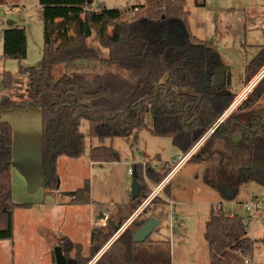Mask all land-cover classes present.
<instances>
[{
  "label": "trees",
  "instance_id": "1",
  "mask_svg": "<svg viewBox=\"0 0 264 264\" xmlns=\"http://www.w3.org/2000/svg\"><path fill=\"white\" fill-rule=\"evenodd\" d=\"M23 1L0 0V6L16 7ZM90 2L37 0L42 22L39 67L21 64L26 57V34L22 26L14 25L1 31V58L18 61V72L27 77V90L22 99L0 98V240L13 238L14 208L31 205L12 200V127L1 119L3 109L31 106L40 110L41 186L51 195L58 189V157L78 158L85 150V135L80 130L82 119L88 122V135L101 142L89 149L92 163L119 160L118 151L104 145L103 140L113 137L130 140L135 132L146 127L144 115L147 112L153 117L152 127L147 130L154 136L169 138L172 146L183 154L236 98L231 91L228 68L220 83L209 84L214 78L211 69L216 65V47L190 31L185 0H144L138 5L115 8L100 4L94 9H89ZM100 48L107 49V56L102 55ZM80 60L116 63L134 74L137 83L111 70L90 76L83 73L54 76L55 66ZM263 67L264 44L244 66L242 83L247 85ZM0 76L5 86L10 87L12 74L4 70ZM263 95L264 75L187 160L196 164L207 160L213 152L210 148L217 141H230L236 132H241L237 145L249 152L250 165L239 168L235 176H229L222 167L218 171L229 183L225 185L230 193L228 199L233 198L240 185L256 182L264 186V114L255 112ZM166 166L159 173L146 164L145 175L158 183L168 172ZM134 167L141 190L138 197L129 198L128 215L149 191L141 181V164ZM60 193L69 204L92 201L88 179H84L81 186ZM159 200L155 196L149 203ZM140 215L93 264H171L167 241L153 240L151 234L142 242L134 241V231L146 219ZM115 232L111 224L93 227L87 254L79 242L65 235L60 237L58 245L67 264H86ZM203 237L209 264H249L253 240L241 215H230L212 206L204 223Z\"/></svg>",
  "mask_w": 264,
  "mask_h": 264
},
{
  "label": "rangeland",
  "instance_id": "2",
  "mask_svg": "<svg viewBox=\"0 0 264 264\" xmlns=\"http://www.w3.org/2000/svg\"><path fill=\"white\" fill-rule=\"evenodd\" d=\"M143 1L91 0L88 7L94 9L101 4L106 8H115L128 4L138 5ZM22 3L16 7H9L10 12H7L6 7L0 6V28L7 27L9 20L23 24L26 34V57L21 64L26 67H39L42 50L41 13L37 8V0H25ZM185 9L188 11V22L192 34L213 43L216 47V65L211 71L223 65L231 73V91L236 94L231 105L234 108L264 75L263 67L247 85L242 83L244 66L258 51L257 45L264 43V0H185ZM91 44L99 47L95 43L91 42ZM100 50L103 56H107L106 48H100ZM1 55L2 40L0 39V74L4 70L10 72L14 86L13 89L8 90L0 76V98L6 96L22 99L20 97H22L23 88L24 91L27 89V77L18 72L19 63L16 59H3ZM107 70L115 71L129 78L133 83H137L134 74L116 63L108 64L100 60L63 63L54 67L53 74L55 77L62 73H83L90 76ZM220 82L221 80L214 74L213 82L209 84L214 86ZM258 104L255 112L264 114V95L259 99ZM144 124L146 127L134 133L130 140L121 137L105 138L103 144L111 145L116 149L119 160L91 166L88 157L89 149L101 142L88 135V122L82 119L80 130L85 135L83 154L78 158L63 156L57 160V193L60 200L65 198L60 192L73 190L81 186L84 179H88L90 196L93 200V216L97 225H100V217L103 213H106L103 219L107 226L115 224L121 216L123 219L128 213L131 170L135 164H141L139 170L141 181L145 183L149 191L136 209L141 207L143 202L149 203L153 188L161 180L154 183L148 179L144 166L149 164L154 170L162 173V165L167 163L170 169L174 168L177 157L181 154L172 146L169 138L154 136L147 130L153 124L150 112L144 115ZM210 149H213V152L207 160L199 164L184 163L171 175L156 194L161 200L144 205V207L148 206L141 214L143 217L154 215L159 219L151 233V238L167 241L172 246V253L174 252L175 255L174 264H207L208 248L203 237L204 223L211 207L219 205L225 213H237L244 218L248 235L253 240L252 253L248 256V262L264 264V186L256 182L240 185L235 189V194L230 200L227 197L229 190L223 186L229 183L226 177L220 176L218 172L222 167L229 176H235L239 168L250 165L249 152L231 141H217ZM170 169L167 170L170 171ZM11 171L15 174L11 178L12 200L20 197L22 198L20 201L23 202H29L28 198L37 200L38 198L33 196L26 199L23 192L17 191L16 173ZM44 196L53 198V194H44ZM244 202H250L253 205L252 213L243 205ZM38 205H35L31 211L21 207L14 208L13 247L10 240H6L8 241L6 249L0 244V264H9L6 262L9 261L7 258H12L11 250H13V264H51L53 249L58 245L61 235H67L71 240L79 242L83 251L87 253L89 220L82 221L80 217L85 219L89 211L86 212L84 209L78 217L72 216V211L66 209L63 210V220H58L49 214L50 210H47L48 204L45 201ZM131 217L127 220L128 223ZM122 231L123 229L111 236L104 250ZM2 257H6L4 262ZM95 261L96 259L93 263Z\"/></svg>",
  "mask_w": 264,
  "mask_h": 264
},
{
  "label": "crops",
  "instance_id": "3",
  "mask_svg": "<svg viewBox=\"0 0 264 264\" xmlns=\"http://www.w3.org/2000/svg\"><path fill=\"white\" fill-rule=\"evenodd\" d=\"M37 8L40 12V7L38 6V4H37ZM8 24L9 25L7 27L0 28V39L1 40H2L1 31L4 28H8V27L14 26V25L15 26L16 25L22 26L24 28L23 24H17L16 21H14V20H9ZM263 44L264 43L259 44V45H257V47H259L260 45H263ZM13 87L14 86H13V82H12L11 86L8 87L7 89L8 90L13 89ZM26 90L27 89H25V91H24V88H23V92L21 95L22 97H20V98L25 97ZM12 94H13V92H12ZM1 119L10 123V125L12 127L11 170L15 171V173H16L15 177L17 178L16 182L18 184L17 191L23 192L24 198H26V199H27V197H30V196L38 198L37 200L28 198L27 200H30V201L29 202L26 201V202L30 203L31 205L29 206V208H24V209H28V211H31L34 209L33 207L35 205L42 204L45 201L46 204H48L47 210H50L49 214H51V216H53V218H56L58 220H61V219L63 220V217H62L63 210L65 211L66 209H70L72 211V216L80 217V214L83 212L84 209H86V212L89 211L88 217L86 216L85 219H83L81 216L80 218L82 219V221L83 220H85V221L89 220L88 229H90V231L93 227H99L102 225H106V223L103 219L104 216L106 217V213H103L101 215L100 225H97V222L93 216V200L91 201V203H88V204H69V203H67L66 197L62 201L60 200V196H58L59 193H57V191L53 194L52 199L46 198L44 196V194L45 195H47V194L45 192V189L41 186V165H40V160H41V139H40V136H41V134H40L41 133V116H40V110L38 108L31 107V106H27V107H23V108L3 109L1 111ZM59 157H63V156H59ZM64 157H66V156H64ZM90 163H91V166H94V164H99V163H92L91 161H90ZM100 164H102V163H100ZM163 166H166L168 170L170 169L169 164H167V163H164L162 165V169H163ZM159 173H161V172H159ZM13 174L14 173L11 171V178L13 177ZM130 178H131V175H130ZM222 184H224V183H222ZM225 185H223V186H225ZM38 191H40V192H38ZM64 191H68V190H64ZM12 197H13V191H12ZM129 198H130V196H129ZM20 200H22L21 197L17 200L15 199L13 201L23 202ZM147 206L144 207L142 209V211L145 210L147 208ZM217 206L219 207V205H217ZM38 207H39V205H38ZM14 210H13V222H14ZM136 210L137 209H135L134 211H136ZM142 211H141V214H142ZM130 214L131 213H129V215H128V213H127L125 215V217H123V219L121 216L120 220H118L117 223L111 225L115 229L116 232L118 230L124 229L125 226H127V224H129L127 220L129 219V217L132 216V214L131 215ZM232 214H234V213H230V215H232ZM120 215H122V214H120ZM139 215H137V216H139ZM140 216H142V215H140ZM147 217H149V216H146L145 218H147ZM81 219L79 221L82 223ZM107 219H108V217H107ZM13 227H14V225H13ZM65 236H67V235H65ZM89 239H90V232H89ZM10 241H11V247H13L12 240H10ZM7 243H8V241H6V240H0V244H1L2 248L6 249V247L8 245ZM11 252H12V258H7L9 261L6 262L9 264H13V250H11ZM83 252L85 254H87L85 251H83ZM170 254H171V264H174V256L175 255H174V252L172 253V246H170ZM5 258L2 257L3 262H4ZM92 262H90L89 264H91ZM51 264H52V255H51ZM207 264H209V257H208Z\"/></svg>",
  "mask_w": 264,
  "mask_h": 264
},
{
  "label": "water",
  "instance_id": "4",
  "mask_svg": "<svg viewBox=\"0 0 264 264\" xmlns=\"http://www.w3.org/2000/svg\"><path fill=\"white\" fill-rule=\"evenodd\" d=\"M225 70H226V67L223 66V65H221V66H217L216 68H214L213 73L215 74L216 78H218L216 74H219L220 75L219 76L220 77V80L222 81L223 78H224V72H225ZM228 110H229V108L226 109L221 114V117H225V113ZM220 122H221V119L216 120L214 122V125H213L214 127L213 128H216L219 125ZM135 134H136V132H135ZM241 138H242L241 132H236L233 135L231 141L233 143H238L241 140ZM137 177H138L137 172L135 170V167L133 166V168L131 170V183H130V198L131 199H134V198L138 197L139 194H140L141 184L139 183ZM139 214H141V212H139ZM158 221H159V219L156 216H154V215H150L149 217H147L144 220V222L141 225V227H139L138 229H136L134 231V237H133L134 241L135 242H142V241H144L152 233V231L155 229V227L158 224ZM114 239L112 240V242L114 241ZM102 252H100V254H97V256H96L95 259H97L102 254ZM53 256H54V264H67L66 259H65V257L62 254L61 247L59 245H57V246L54 247V249H53Z\"/></svg>",
  "mask_w": 264,
  "mask_h": 264
},
{
  "label": "built area",
  "instance_id": "5",
  "mask_svg": "<svg viewBox=\"0 0 264 264\" xmlns=\"http://www.w3.org/2000/svg\"><path fill=\"white\" fill-rule=\"evenodd\" d=\"M7 8V12H10V8L9 7H6ZM231 107V106H230ZM229 107V110L228 112L230 111V108ZM227 112V113H228ZM225 113V115L227 114ZM221 117V116H220ZM224 117H221L219 119H223ZM214 126H212L188 151H186L185 153L181 154V155H178L177 157V162L175 163L176 166H174V168H171L170 171H168L167 175L153 188V191H152V194L150 196V201L152 200V198H154L155 196H157L156 194L159 193V191L161 190L162 186L164 185V183L171 177V175L179 168L181 167L184 163L187 162V160L191 157V155L197 150V148L202 144V142L207 138V136L214 130L213 128ZM147 202V201H146ZM148 203V202H147ZM145 203V204H147ZM144 202H143V205L141 207H139L136 211H134V214L132 215L131 217V220L130 222L139 214V212L142 211L143 207H144ZM248 210H250V212L252 213V210H253V205L249 202H244L243 204ZM213 208L215 209L216 206H213ZM137 212V213H136ZM134 217V218H133ZM106 246H104L102 248V250L100 252H102L104 250ZM100 252L98 254H100ZM97 256V255H96ZM96 256L93 258L92 261L95 260ZM91 261V262H92ZM93 263V262H92ZM91 263V264H92Z\"/></svg>",
  "mask_w": 264,
  "mask_h": 264
},
{
  "label": "flooded vegetation",
  "instance_id": "6",
  "mask_svg": "<svg viewBox=\"0 0 264 264\" xmlns=\"http://www.w3.org/2000/svg\"><path fill=\"white\" fill-rule=\"evenodd\" d=\"M226 71H227V68H226L225 72H226ZM225 72H224V74H225ZM216 75H217L218 79L220 80V77H219L220 75H219V74H216ZM232 104H233V103H232ZM232 104H231V105H232ZM232 107H233V106H232ZM231 109H233V108H231ZM231 109H230V110H231Z\"/></svg>",
  "mask_w": 264,
  "mask_h": 264
},
{
  "label": "bare ground",
  "instance_id": "7",
  "mask_svg": "<svg viewBox=\"0 0 264 264\" xmlns=\"http://www.w3.org/2000/svg\"><path fill=\"white\" fill-rule=\"evenodd\" d=\"M119 231H121V230H119ZM119 231H118V232H119Z\"/></svg>",
  "mask_w": 264,
  "mask_h": 264
}]
</instances>
